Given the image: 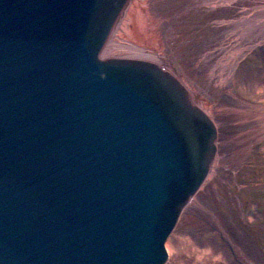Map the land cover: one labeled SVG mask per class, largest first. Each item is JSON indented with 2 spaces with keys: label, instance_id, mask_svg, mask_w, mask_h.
I'll return each instance as SVG.
<instances>
[{
  "label": "water",
  "instance_id": "obj_1",
  "mask_svg": "<svg viewBox=\"0 0 264 264\" xmlns=\"http://www.w3.org/2000/svg\"><path fill=\"white\" fill-rule=\"evenodd\" d=\"M126 0H0V264H166L221 125L164 62L105 58Z\"/></svg>",
  "mask_w": 264,
  "mask_h": 264
},
{
  "label": "rangeland",
  "instance_id": "obj_2",
  "mask_svg": "<svg viewBox=\"0 0 264 264\" xmlns=\"http://www.w3.org/2000/svg\"><path fill=\"white\" fill-rule=\"evenodd\" d=\"M155 1L165 19L162 58L212 103L221 125L213 175L168 238L166 264H264V140L258 141L263 130L256 108L264 103V44L231 59L237 40L228 22L248 2L210 11L194 0ZM239 40L243 46L258 42Z\"/></svg>",
  "mask_w": 264,
  "mask_h": 264
},
{
  "label": "bare ground",
  "instance_id": "obj_3",
  "mask_svg": "<svg viewBox=\"0 0 264 264\" xmlns=\"http://www.w3.org/2000/svg\"><path fill=\"white\" fill-rule=\"evenodd\" d=\"M194 6L196 8H208L210 11L218 10V8L224 7L229 9L236 1H247L248 5L242 7L239 10L240 16L234 17L228 22L233 24L232 33L235 35L237 45L233 46V51L230 52L231 59L243 56L246 50L251 51L257 45L264 44V0H194ZM159 3L155 0H126L122 11L117 19V22L112 30V33L107 41V44L102 52L101 59L105 58H124V59H140L156 62L166 63L176 75L189 87V89L195 94L200 102L206 107V109L212 114L211 102L202 97L198 92L194 91L190 84L179 73V69L172 64H169L162 58L161 43L163 40V24L165 19L162 16L161 9L157 7ZM224 23V21H223ZM247 36L250 40L256 39V44L252 43L250 46L242 45V37ZM125 40L123 43L122 41ZM121 49H127L125 52ZM144 49V50H143ZM156 53V58L150 54ZM148 53H150L148 55ZM123 55V56H120ZM115 56V57H114ZM138 57H151L152 59H144ZM159 60V61H157ZM223 66V65H222ZM228 68V65L222 67V70ZM264 88H260V92ZM259 108L261 112L257 115V119L261 121L262 136L258 141L264 140V103L256 108ZM253 108V107H252ZM255 109V108H254ZM254 109H251L254 110ZM254 112V111H253ZM218 140V136H217ZM217 146V141H216ZM252 148V146H251ZM218 152V148H217ZM217 152L214 160L211 163L210 171L205 181L200 186L199 190L205 184L206 180L213 175V167L217 157ZM194 196L191 197V200ZM190 200V201H191ZM184 211V210H183ZM254 219V216H251ZM167 249V247H166ZM168 259H169V252Z\"/></svg>",
  "mask_w": 264,
  "mask_h": 264
}]
</instances>
